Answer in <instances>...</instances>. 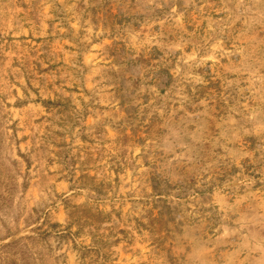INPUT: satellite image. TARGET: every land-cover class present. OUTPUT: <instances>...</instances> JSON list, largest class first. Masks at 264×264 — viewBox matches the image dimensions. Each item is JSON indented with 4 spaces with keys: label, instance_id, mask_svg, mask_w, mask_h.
<instances>
[{
    "label": "rangeland",
    "instance_id": "rangeland-1",
    "mask_svg": "<svg viewBox=\"0 0 264 264\" xmlns=\"http://www.w3.org/2000/svg\"><path fill=\"white\" fill-rule=\"evenodd\" d=\"M0 264H264V0H0Z\"/></svg>",
    "mask_w": 264,
    "mask_h": 264
}]
</instances>
